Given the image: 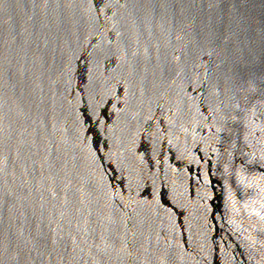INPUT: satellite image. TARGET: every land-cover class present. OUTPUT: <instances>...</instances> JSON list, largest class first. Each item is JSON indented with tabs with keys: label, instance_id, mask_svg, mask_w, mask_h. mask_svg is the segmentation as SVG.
Returning <instances> with one entry per match:
<instances>
[{
	"label": "water",
	"instance_id": "95a60500",
	"mask_svg": "<svg viewBox=\"0 0 264 264\" xmlns=\"http://www.w3.org/2000/svg\"><path fill=\"white\" fill-rule=\"evenodd\" d=\"M0 264H264V0H0Z\"/></svg>",
	"mask_w": 264,
	"mask_h": 264
}]
</instances>
